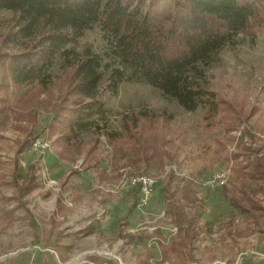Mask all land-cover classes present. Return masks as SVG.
Masks as SVG:
<instances>
[{
	"label": "rangeland",
	"instance_id": "1",
	"mask_svg": "<svg viewBox=\"0 0 264 264\" xmlns=\"http://www.w3.org/2000/svg\"><path fill=\"white\" fill-rule=\"evenodd\" d=\"M15 23L11 11L0 10V43ZM74 46L78 51L90 47L103 65L108 61L98 23L87 29ZM194 71L202 88L214 90L247 116L232 132L233 140L224 146L215 142L223 136L222 128H205L202 106L188 111L153 86L131 80H123L112 90L110 70L105 66L100 88L107 113L103 119L92 117V128L80 137L79 152L61 148L47 129L65 89L64 66L59 60L47 70L52 82L48 92L22 101L11 97L10 110L0 113V264L58 261L49 251L54 244L53 222L44 217L50 212L42 209L37 212V221H32L29 211L34 206L40 209L54 205L60 192L54 189L63 191L66 186L63 180L50 182V170L45 166L51 157L72 163L82 159L88 166L96 167L99 173L92 177L89 186L107 185L113 192L103 191L99 193L101 199L95 201L112 202L113 209L119 212L131 202L129 196L137 197L135 190L125 197L115 194L126 188L118 184L122 173L133 176L145 173L157 179L155 197L143 207L147 221L139 220L130 234L126 225L119 234L113 228V236L102 237V257H92L91 262L114 264L111 255L116 251L111 250V242L119 241V252L125 253L129 246L124 247L126 241L122 237L128 236L133 243L130 249H134L131 253L134 259L124 260L121 255L124 264H264V194L257 186L247 185L245 191L253 201L249 204L239 195L245 178L234 171L237 161L244 164L259 159L264 163V29L236 34L208 60L198 63ZM31 86L20 88L17 95L22 96L24 88ZM133 116L138 117L135 124L130 121ZM28 134L50 142L45 153L32 151L30 146L18 153L17 144ZM235 153H240L237 159L233 158ZM33 162L36 189L18 195L20 175L28 173ZM220 172L226 173L225 183L209 186L208 179ZM224 188L230 190L228 195L244 200L249 211L232 207ZM181 206L189 217L192 208L198 210L189 222L194 232L187 235L178 229L173 218L174 214L179 216L176 211ZM153 226H156L153 230L148 228ZM194 233L195 237H189Z\"/></svg>",
	"mask_w": 264,
	"mask_h": 264
},
{
	"label": "trees",
	"instance_id": "2",
	"mask_svg": "<svg viewBox=\"0 0 264 264\" xmlns=\"http://www.w3.org/2000/svg\"><path fill=\"white\" fill-rule=\"evenodd\" d=\"M1 9L11 11L16 23L0 43V113L10 110L11 97L22 101L48 92L52 82L47 70L59 60L65 89L47 129L64 150L79 152L80 137L92 128V117L105 118L100 88L104 66L110 70L112 90L131 80L153 86L188 111L202 106L205 128L223 129V136L215 139L222 146L233 140L232 132L247 118L214 90L202 88L194 69L236 34L264 29V0H0ZM94 23L99 24L106 44L104 65L90 47L78 51L74 46ZM29 84L18 96L17 90ZM130 121L135 124L138 117ZM29 134L17 144L19 154L36 138ZM239 156L235 153L233 158ZM237 162L234 171L246 182L241 183L239 195L253 204L245 187L255 185L264 194V163L259 159ZM28 169L20 175L21 195L36 188L35 163ZM229 192L224 188L232 207L249 211L244 200ZM197 211L192 208L189 217L181 206L178 217L172 214L186 235L194 232L189 222Z\"/></svg>",
	"mask_w": 264,
	"mask_h": 264
},
{
	"label": "crops",
	"instance_id": "3",
	"mask_svg": "<svg viewBox=\"0 0 264 264\" xmlns=\"http://www.w3.org/2000/svg\"><path fill=\"white\" fill-rule=\"evenodd\" d=\"M44 160L46 162V159ZM46 164L50 168L48 169L45 166L46 170H50V174L48 173L50 180H63L66 186L63 187V191L61 189H54L61 192V194L60 192L58 193V199H56L54 205L47 207L41 206V210L38 209V206H34L29 211L30 214L32 213V216L30 215L32 221H37L36 215L38 211L41 212L43 209L45 212H50V215L44 217L46 220L49 219L53 222L52 231H54V234L52 236L54 244L49 246V251L56 256L58 264L96 263L91 262L92 260L90 259L95 256L102 257V253H100L102 237L109 238L113 236L115 230L119 234L118 231L123 229L124 225L128 227L126 232L130 234L129 231L134 230L132 228L139 220L143 222L147 221L143 216L145 213L143 208H138L136 204L131 207L132 203L137 201V197L129 196L131 202L125 208H122L120 212L113 209L112 202L106 201L104 204H101L95 201L101 199L99 193L113 191L107 185H97V187L96 185H94L95 187L89 186L92 177L98 175L99 170L93 165L88 166V162L86 164V161L79 159L76 163H72L63 158L51 157L47 159ZM83 166H87V168L84 170ZM74 185L75 187H73ZM17 192L18 195H21L19 194V189ZM133 192L134 190L132 188L126 187L123 190L120 188V191H117L115 194H122L120 196L125 197L126 194H132ZM154 197L155 194L152 195L151 200ZM153 206L154 204L151 205L152 208ZM120 219L122 220L120 221ZM113 228L114 231H112ZM57 238H60L58 242ZM122 239L126 241L124 247L129 246V250L121 253L119 252L120 242L117 240L111 242V250L113 252L116 251L111 255V260L114 261V264H124L121 255H123L124 260L134 259L133 254H131L134 252V249L132 251L130 249L133 245L131 243L132 241H130L128 236L126 238L122 237ZM76 251L78 254H75ZM103 256H105L104 253Z\"/></svg>",
	"mask_w": 264,
	"mask_h": 264
},
{
	"label": "built area",
	"instance_id": "4",
	"mask_svg": "<svg viewBox=\"0 0 264 264\" xmlns=\"http://www.w3.org/2000/svg\"><path fill=\"white\" fill-rule=\"evenodd\" d=\"M50 142L44 137H36L32 140L30 144V149L32 151L38 153H45V151L49 148ZM226 181V173L220 172L214 174L208 181L206 182L209 186L216 187L222 186ZM52 184L55 182L50 180ZM157 183V179L152 175H148L145 173H140L138 175H127V173H122L121 179L119 180V186L121 187H129L132 188L137 192V201L136 206L138 208H143L144 206L148 205L152 195L154 193V189ZM162 213L159 214L161 216ZM156 226L148 227L150 230H153ZM173 230H176L174 228ZM97 264V263H91ZM99 264H107L106 262L99 263Z\"/></svg>",
	"mask_w": 264,
	"mask_h": 264
}]
</instances>
